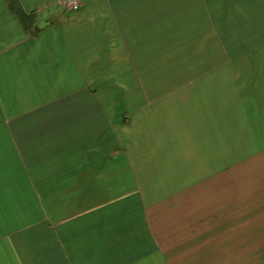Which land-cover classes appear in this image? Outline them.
Masks as SVG:
<instances>
[{"label": "crops", "instance_id": "obj_1", "mask_svg": "<svg viewBox=\"0 0 264 264\" xmlns=\"http://www.w3.org/2000/svg\"><path fill=\"white\" fill-rule=\"evenodd\" d=\"M16 1L0 264H264V0Z\"/></svg>", "mask_w": 264, "mask_h": 264}, {"label": "rangeland", "instance_id": "obj_2", "mask_svg": "<svg viewBox=\"0 0 264 264\" xmlns=\"http://www.w3.org/2000/svg\"><path fill=\"white\" fill-rule=\"evenodd\" d=\"M211 29L212 30L213 29H217V22L212 21ZM202 39H203L202 36H200V37L199 36L194 37L193 44H194V47H195V52H194V54H192V58H189V59H193L194 61H201V60H203V47H202L203 40ZM210 43L212 45H215V46L219 45V37H217V36L211 37V42ZM172 57H175V55L173 54L171 56V54H170V55H168V58L167 59H171ZM8 215H15V214H8ZM17 215H18V222L21 225V222L24 221V218H25L24 215L25 214L19 213ZM6 221L8 222L9 220L6 219Z\"/></svg>", "mask_w": 264, "mask_h": 264}, {"label": "trees", "instance_id": "obj_3", "mask_svg": "<svg viewBox=\"0 0 264 264\" xmlns=\"http://www.w3.org/2000/svg\"><path fill=\"white\" fill-rule=\"evenodd\" d=\"M9 9L18 16L20 22L22 24H26L30 22V17L24 15V13L20 10L18 3L16 0H7Z\"/></svg>", "mask_w": 264, "mask_h": 264}, {"label": "built area", "instance_id": "obj_4", "mask_svg": "<svg viewBox=\"0 0 264 264\" xmlns=\"http://www.w3.org/2000/svg\"><path fill=\"white\" fill-rule=\"evenodd\" d=\"M63 4L69 10H76L79 6L77 0H64Z\"/></svg>", "mask_w": 264, "mask_h": 264}]
</instances>
